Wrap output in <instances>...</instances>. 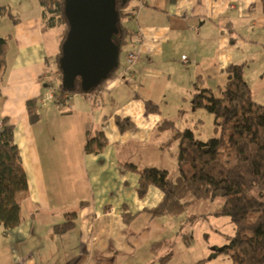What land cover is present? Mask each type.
I'll list each match as a JSON object with an SVG mask.
<instances>
[{"label": "crops", "instance_id": "1", "mask_svg": "<svg viewBox=\"0 0 264 264\" xmlns=\"http://www.w3.org/2000/svg\"><path fill=\"white\" fill-rule=\"evenodd\" d=\"M0 20V35H11L0 121L15 126L29 186L21 224L8 231L0 225V264H198L175 261V247L187 244L183 234L192 242L193 234L184 232L189 215L153 217L149 209L163 192L151 186L141 198L139 175L121 163L178 171V141L169 144L171 131L157 125L195 112L196 88L221 90L232 64H246L253 99L264 104V0H145L125 22L143 37L133 73H125L127 48L102 96L73 93L64 103L48 98L51 89L41 82L55 70L60 28L43 29L39 0H2ZM35 97L41 107L32 122L27 101ZM145 100L161 112L147 111ZM117 115L135 126L120 132ZM98 129L108 144L88 153L87 132ZM71 212L74 224L58 231ZM125 215L134 216L127 221ZM171 249L170 259L161 261Z\"/></svg>", "mask_w": 264, "mask_h": 264}, {"label": "trees", "instance_id": "2", "mask_svg": "<svg viewBox=\"0 0 264 264\" xmlns=\"http://www.w3.org/2000/svg\"><path fill=\"white\" fill-rule=\"evenodd\" d=\"M39 2L43 7V29L60 28L59 51L52 56L51 61L55 70L49 72L61 73L58 61L62 42L69 29L64 0ZM130 5L131 0L125 4L118 2L121 17L118 43L121 53L132 47L136 33L125 24L135 18V11ZM7 11L2 8L3 13ZM10 36L0 35V82L7 69ZM245 65L232 64L227 68V81L222 88V96L215 95L209 88L197 87L195 90L194 107L204 108L215 115V131L219 132L217 136L201 139L191 128H180L172 118H164L157 125V129L171 131L169 144L178 141L176 155L179 172L176 176L164 168L140 167L129 162L121 163V169L139 175L137 192L141 198L147 195L151 186L161 189V201L149 209L153 217L180 216L198 200L223 198L224 203L217 213L230 216L236 233L221 252L230 253L234 264H264V104L253 99L251 87L244 76ZM118 69L89 93L81 90L79 81L74 91L64 90L61 84L55 89V100L62 103L67 93L88 94L95 98L102 96L108 80L117 75ZM41 82L48 89L54 86L43 75ZM1 96L0 87V99ZM40 107L39 97L27 101L32 122L38 120ZM145 107L149 112H161L159 105L151 100H145ZM115 120L122 133L135 126L129 117L117 115ZM3 123V129L0 130V225L8 231L22 222V204L28 196L29 186L20 149L15 142V126L6 119ZM107 144L108 139L103 130L88 131L84 149L88 153H100ZM228 160L234 162L228 164ZM75 215V212L66 213V220L57 225V230L70 228L74 224ZM133 216L125 215V219L130 221ZM187 235L183 234L189 244ZM162 244L159 242L153 247ZM172 253L171 249L160 260H169Z\"/></svg>", "mask_w": 264, "mask_h": 264}, {"label": "water", "instance_id": "3", "mask_svg": "<svg viewBox=\"0 0 264 264\" xmlns=\"http://www.w3.org/2000/svg\"><path fill=\"white\" fill-rule=\"evenodd\" d=\"M119 1L128 0H64L69 29L58 61L64 90L74 91L79 81L89 93L119 68Z\"/></svg>", "mask_w": 264, "mask_h": 264}, {"label": "rangeland", "instance_id": "4", "mask_svg": "<svg viewBox=\"0 0 264 264\" xmlns=\"http://www.w3.org/2000/svg\"><path fill=\"white\" fill-rule=\"evenodd\" d=\"M0 0V4H1ZM0 20V28L3 29ZM125 60L124 52L120 55L121 64ZM217 96H222L223 90L214 89ZM214 114L204 108H197L195 112L186 115L183 119H177L176 122L180 128H191L197 137L208 139L217 136L219 132L215 131ZM220 120V118L218 119ZM178 146V144H176ZM176 146V147H177ZM234 160H228L230 164ZM179 171H172L170 174L176 176ZM224 203L223 198L215 200H200L196 205L190 206L186 212L189 215L190 224L184 231L193 234L192 242L189 244H178L175 247L176 256L179 259L196 260L198 264H234V258L230 253H217V249H222L230 243V238L236 233V228L228 215H220L217 212ZM195 213V216H192ZM197 259H193V258Z\"/></svg>", "mask_w": 264, "mask_h": 264}, {"label": "built area", "instance_id": "5", "mask_svg": "<svg viewBox=\"0 0 264 264\" xmlns=\"http://www.w3.org/2000/svg\"><path fill=\"white\" fill-rule=\"evenodd\" d=\"M136 1L135 6L133 7L135 11V18H136V12L142 8L145 5V0H134ZM142 33L140 31H137L134 35V46L130 48L127 52L126 56V67H125V73L132 74L133 73V67L139 62L141 58V50L139 48V45L142 41ZM184 60L187 59L186 56L183 57ZM47 78L54 83V86L52 89L49 91L47 97L48 98H55V89L60 87L61 85V73L60 72H53L50 73ZM72 94H65L63 96V103L66 102L68 98L71 97ZM4 123L3 121H0V130L3 129Z\"/></svg>", "mask_w": 264, "mask_h": 264}]
</instances>
